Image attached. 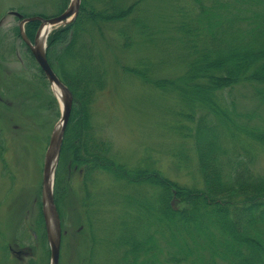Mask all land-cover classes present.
Returning a JSON list of instances; mask_svg holds the SVG:
<instances>
[{"label":"trees","instance_id":"16d2710c","mask_svg":"<svg viewBox=\"0 0 264 264\" xmlns=\"http://www.w3.org/2000/svg\"><path fill=\"white\" fill-rule=\"evenodd\" d=\"M68 1L57 0L58 12ZM38 25L25 27L31 41ZM9 31L23 68L42 78L18 42L17 25ZM134 50L144 55L130 64L118 61L117 53ZM108 52L113 67L173 100L175 130L185 129L183 120L195 123L199 181L196 176L188 186L159 170L108 164L104 144L89 135L91 106L107 87ZM47 58L74 95L62 159L70 147L69 163L85 182L97 171L112 172L131 187L125 199H138L143 227L132 226L127 211L128 220L120 228L111 224L115 233L104 243L120 247L122 264H264V172L252 168L264 153V0H82L76 20L49 35ZM178 67L173 77L159 75ZM235 86L248 91L244 112L224 96ZM60 180L59 170L56 202ZM96 241L89 264H101Z\"/></svg>","mask_w":264,"mask_h":264},{"label":"rangeland","instance_id":"374dc122","mask_svg":"<svg viewBox=\"0 0 264 264\" xmlns=\"http://www.w3.org/2000/svg\"><path fill=\"white\" fill-rule=\"evenodd\" d=\"M59 8L57 0H0L3 33L9 29L8 26L14 23L17 25L8 15L10 10L52 16ZM3 33L0 34V112L4 111L5 118L0 119V264H28L30 261L33 264H48L50 255L40 212L41 180L44 154L51 131L59 118V105L54 101L48 85H39L38 78L21 71V65L15 59L16 53L11 50L10 34L1 36ZM107 54L104 59L108 67L113 68V56L109 52ZM139 54L140 52H133L130 59H125L121 57L123 54L117 53V58L124 64L134 61L133 58ZM116 69L113 68L114 72L110 76L106 74L107 90L98 93L91 106L89 119V135L99 136L98 140L105 146L104 155L108 164L115 162L122 169L133 170L140 166L146 170H159L164 177L188 186L196 183V176L199 181L195 174L192 144L195 123L183 120L185 129L175 130L172 127L174 118L170 114L173 109L178 108L173 100ZM178 69L179 67L170 72L162 71L159 75L173 77ZM5 77L9 78L3 82ZM16 77L23 79L13 82ZM14 84L27 88L25 92H29V95H21L17 89H12ZM246 95L247 91L243 86H235L229 94H224L229 101L231 97L240 104L236 108L238 112L249 109L250 102L244 101ZM44 103L46 108L43 110ZM32 106L35 110L29 108ZM50 106L52 109H49ZM186 125L192 130L188 131ZM72 142L73 145L76 144V140ZM67 151L71 154L70 147ZM262 154L264 153H260L252 165L254 171L260 173L264 172ZM65 158H69L68 153ZM176 158L178 166L173 163ZM63 167L68 168L66 161ZM69 173L72 177L68 179H71L69 184L68 180L65 183L68 187L67 194L58 206L65 232L59 264H77V257L81 254L80 246L82 253L86 252L88 238L83 230L86 219L80 218L85 217L86 212L92 215L91 210L81 206L88 199L84 197L85 185L81 182L80 173ZM95 174L94 178L99 179L93 194L98 204V217L95 219L99 226H107L96 231V251L105 243L108 235L112 239L115 231L109 229L110 224L114 223V226L120 228V224L128 220L129 212L132 226L140 229L143 227L141 221L144 217L138 211V199H125V193L131 187L125 189L122 179H116L112 172L97 171ZM66 176L69 177L68 172ZM138 185H133L137 196L140 195ZM113 202L117 203L114 211L111 206L115 204ZM8 247L14 252H30L22 260H18L16 255L9 252ZM120 252L119 246L113 247L111 242L107 243L99 249L100 263L122 264Z\"/></svg>","mask_w":264,"mask_h":264},{"label":"water","instance_id":"95a60500","mask_svg":"<svg viewBox=\"0 0 264 264\" xmlns=\"http://www.w3.org/2000/svg\"><path fill=\"white\" fill-rule=\"evenodd\" d=\"M79 6L80 0H71L69 6L62 14L52 18H43L40 16L23 18L19 13L11 12L12 15L21 19L19 23L20 36L30 48L32 55L44 72L49 83L53 89L58 87L60 90V94L55 92V90L54 93L61 102V117L52 131L45 154L42 182V213L51 254L50 264H58L61 239L59 216L53 200V176L59 158L63 135L71 112L72 95L65 85L57 78L47 62L45 33L51 27L65 25L73 21L79 12ZM32 21H40V28L33 44L26 37L24 30V25Z\"/></svg>","mask_w":264,"mask_h":264},{"label":"bare ground","instance_id":"6f19581e","mask_svg":"<svg viewBox=\"0 0 264 264\" xmlns=\"http://www.w3.org/2000/svg\"><path fill=\"white\" fill-rule=\"evenodd\" d=\"M153 171H155V170H153ZM163 175V174H162Z\"/></svg>","mask_w":264,"mask_h":264}]
</instances>
